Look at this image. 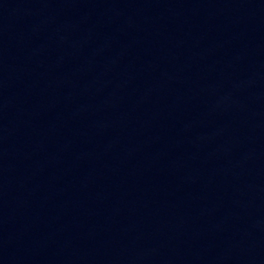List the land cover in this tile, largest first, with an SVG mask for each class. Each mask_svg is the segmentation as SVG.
Returning <instances> with one entry per match:
<instances>
[{
  "label": "water",
  "instance_id": "water-1",
  "mask_svg": "<svg viewBox=\"0 0 264 264\" xmlns=\"http://www.w3.org/2000/svg\"><path fill=\"white\" fill-rule=\"evenodd\" d=\"M0 264H264V0H107L4 79Z\"/></svg>",
  "mask_w": 264,
  "mask_h": 264
}]
</instances>
